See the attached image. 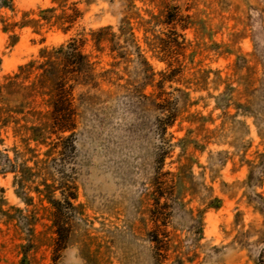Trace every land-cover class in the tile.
<instances>
[{"label":"rangeland","instance_id":"obj_1","mask_svg":"<svg viewBox=\"0 0 264 264\" xmlns=\"http://www.w3.org/2000/svg\"><path fill=\"white\" fill-rule=\"evenodd\" d=\"M263 212L264 0H0V264H264Z\"/></svg>","mask_w":264,"mask_h":264},{"label":"trees","instance_id":"obj_2","mask_svg":"<svg viewBox=\"0 0 264 264\" xmlns=\"http://www.w3.org/2000/svg\"><path fill=\"white\" fill-rule=\"evenodd\" d=\"M40 56L44 58V61L39 65L41 73H39L38 76L42 78V82L48 81L51 83L49 89H52L57 83H59L58 80L60 79L59 73L61 72V66L71 68L68 73L72 74L71 78L74 82H85L84 74L85 71L88 72L89 63L87 56L78 50L75 43H62L57 50L45 51V49H43L40 52Z\"/></svg>","mask_w":264,"mask_h":264}]
</instances>
